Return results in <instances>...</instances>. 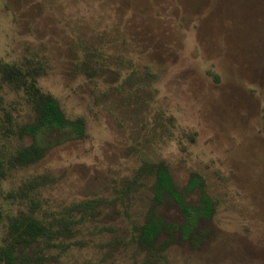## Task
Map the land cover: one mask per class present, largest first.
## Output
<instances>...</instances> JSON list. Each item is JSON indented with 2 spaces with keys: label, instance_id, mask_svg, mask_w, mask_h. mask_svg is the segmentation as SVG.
I'll list each match as a JSON object with an SVG mask.
<instances>
[{
  "label": "rangeland",
  "instance_id": "obj_1",
  "mask_svg": "<svg viewBox=\"0 0 264 264\" xmlns=\"http://www.w3.org/2000/svg\"><path fill=\"white\" fill-rule=\"evenodd\" d=\"M26 61L42 67L38 88L64 116L83 119L84 136L42 131L40 162L8 171L0 247L7 217L24 209L5 192L45 175L44 211L112 204L78 227L64 253L25 250L28 264H141L134 236L150 177L115 198L145 158L165 163L179 190L199 175L215 204L196 221L171 202L158 208L191 232L175 233L163 264H264V0H0V62ZM3 111L16 125L31 120L21 94L0 82V119ZM185 195L199 205L198 189Z\"/></svg>",
  "mask_w": 264,
  "mask_h": 264
},
{
  "label": "trees",
  "instance_id": "obj_2",
  "mask_svg": "<svg viewBox=\"0 0 264 264\" xmlns=\"http://www.w3.org/2000/svg\"><path fill=\"white\" fill-rule=\"evenodd\" d=\"M42 73L39 64L29 61L21 65L0 62V82L21 94L31 114V120L16 125L9 112L2 113L0 184L5 180L8 171L34 166L45 156L49 145L37 138L40 132L56 130L66 131L75 138L84 136L83 119H67L57 101L38 88L37 80ZM12 138L16 141L11 140ZM24 139H29V143L22 144ZM148 177L152 182L150 205L143 215L142 223L135 228L134 238L137 247L144 254L141 264H163L164 252L172 244L175 233L189 236L191 232L186 227L167 222L159 214L158 208L164 202H171L188 217H196V221L209 219L214 213L215 204L204 193V183L199 175L192 174L186 191L179 190L165 163L152 162L145 158L141 159V165L132 177L123 183V188L115 199L126 198ZM47 182L45 175L31 176L17 188L5 192L7 200L17 202L24 209L7 217V241L0 247V261L4 264H28L30 259L24 252L33 245H40L44 251L58 248L64 253L72 244H76L74 239L78 234V227L86 222H93L103 207L112 204V201L103 198H92L61 206L52 212L44 211L37 193ZM195 189L200 191L199 205L191 207L185 194ZM161 236H164L163 241L159 240ZM36 259L42 260L39 255H36Z\"/></svg>",
  "mask_w": 264,
  "mask_h": 264
}]
</instances>
